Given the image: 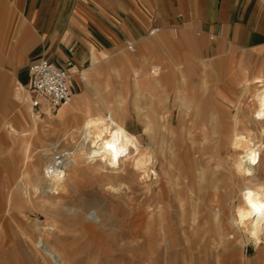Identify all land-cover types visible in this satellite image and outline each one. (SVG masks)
I'll return each mask as SVG.
<instances>
[{"label":"rangeland","instance_id":"374dc122","mask_svg":"<svg viewBox=\"0 0 264 264\" xmlns=\"http://www.w3.org/2000/svg\"><path fill=\"white\" fill-rule=\"evenodd\" d=\"M164 39L152 38L140 47L132 46V51L124 45L118 60L109 61L102 73L91 75L92 86L74 78L70 102L51 111L31 110L28 81L0 62V264H55L45 252L53 249L67 264H264V239L257 245L248 240L246 232L230 230L232 215L243 204L244 194L255 191V182L238 177L232 170L234 156L228 144L234 128L248 133L264 154V137L259 131L264 123L254 121L252 86L239 83L234 103L226 101L227 92L222 91L239 82L236 76L240 64L250 63L246 55L235 53L214 59L200 52L189 61L187 52L181 53L184 75L200 95L204 108L220 116L221 133L227 137L210 142L216 145L213 157L219 163L217 177L225 186L220 218L233 233L227 246L220 244L221 232L217 233L216 226L203 222L205 212L197 196L194 219L189 200L179 206L169 198L165 222L156 216L155 226L149 229L148 213L154 205L151 195L158 191V178L152 184V178L139 183L129 176L127 188L110 192L109 185L117 181L109 169L98 162L86 165L84 158L75 154L70 138L64 140V133L76 125L69 120L62 125L58 115L72 114L71 102L84 94L95 107L100 106L99 97L114 107L126 106V130L142 139V147L148 146L143 124L134 112V103L146 111V92L133 89V72L144 73L150 61L165 59ZM19 90L28 105L16 97ZM84 109L77 106L75 111L81 116ZM170 121L176 124L175 114ZM73 156L75 162L67 166L62 189L57 194L38 195L47 186L42 175L45 165L65 163ZM258 164L264 170V156ZM122 168L127 170V165ZM197 187L195 180V190ZM203 197L207 199V195ZM52 224L58 229L50 236L45 226ZM162 225L164 235L159 228Z\"/></svg>","mask_w":264,"mask_h":264},{"label":"crops","instance_id":"0c3cea01","mask_svg":"<svg viewBox=\"0 0 264 264\" xmlns=\"http://www.w3.org/2000/svg\"><path fill=\"white\" fill-rule=\"evenodd\" d=\"M152 38H165V59L150 61L144 73L134 71L132 82L133 89L146 92L145 112L134 103L145 141L152 92L162 96L173 85L193 93V113L186 119H221L204 108L200 95L184 75L183 51L189 61L200 52L214 59L235 53L247 56L250 63L240 64L236 76L239 82L222 89L229 103L237 98L239 83L252 86L251 95L264 83V0H0V62L27 81L29 63L47 59L57 66L72 63L69 71L73 90L74 78L92 86L91 75L102 73L109 61L118 60L124 45L140 47ZM156 68L161 71H156L152 79L150 72ZM166 76H174V83L166 82ZM23 96L20 93V101L26 106L28 99ZM87 99L82 94L72 102L84 106V112L90 107L104 113L101 103L95 107ZM177 102L175 99L172 108L164 110L163 102H158V114L163 113L168 120L175 114L177 120ZM114 108L123 117L126 129L129 111L122 104ZM132 135L142 143L139 136Z\"/></svg>","mask_w":264,"mask_h":264},{"label":"bare ground","instance_id":"6f19581e","mask_svg":"<svg viewBox=\"0 0 264 264\" xmlns=\"http://www.w3.org/2000/svg\"><path fill=\"white\" fill-rule=\"evenodd\" d=\"M156 71L160 72L161 70L156 68L151 71L152 79L156 78L154 76ZM173 78L166 76V82L170 83ZM172 82L174 83V81ZM180 82L183 84V80ZM183 88L184 86L176 87L173 85L171 90L166 94L162 93V96L158 92H152L150 114L147 118L148 124L144 128L148 141L147 147H142L136 137L126 131L123 126V117L118 114L114 106L104 102L101 98L99 99L105 108L104 113L98 109L87 107L85 112L78 116L75 111L77 106L73 102L70 104L72 114L70 112L59 113L58 117L61 119L62 125L67 120L76 125L75 129L72 128L70 132L64 133V140L70 138L75 145V154L82 156L86 165L98 162L109 169L117 181L109 185L108 190L110 192H118L127 188L126 180L129 176L130 178L136 177V181L139 183L152 178V184L158 178V191L151 195L154 205L152 212L148 213L149 229L155 226L156 216L159 217L160 222H165L163 215L169 204V198L176 201L179 206L183 205L185 199L189 200L191 217L194 219L195 214H197V208H195V196H197L196 199H201V206L203 207L201 208L205 212L202 216L203 222L216 226L217 233L218 231L221 232L220 244L227 246L232 238L229 236L233 233L228 232L227 229L230 225L220 218L223 210L221 208L222 203L225 202V193L223 192L225 186L217 177L219 170L217 165L219 163L216 157H213L216 145L210 143L223 138L227 139V137L221 133V119H213L208 122L204 119H186L188 114L193 113L192 102L194 99L193 93L185 91ZM164 95H166L165 99L163 98ZM251 96L253 108V113H251L254 116V121L260 124L261 122L264 123V83L257 87ZM16 97L20 100L19 92H17ZM175 99H178L179 102V112L176 124H172L163 113L158 114L157 104L163 102L162 110L172 108ZM77 125L79 126L77 127ZM259 131L264 137V125ZM76 136L77 140H73ZM255 143L248 133L236 131L234 128L229 136L228 144V150L234 156L230 164L238 177L245 178L249 182H255V191L253 192L259 194L260 202L264 203V170L259 169L258 164L259 159L264 154L259 151ZM74 156L72 160L65 163H59V161L57 164L45 165L42 175L46 179L47 186L46 189L39 191L38 195L45 192L46 195L47 192L57 194L62 189L67 176V166L75 162ZM124 165H127V170L125 168L119 169ZM213 165L215 167H212ZM195 180L198 184L197 190L194 188ZM37 189L34 190L35 193H37ZM203 195H207V203ZM253 202H255V197H253ZM78 211L83 213V209ZM241 211L246 215L241 216ZM250 212L251 215H247ZM233 214L230 230L246 232L249 237L247 239L258 245L264 239V215L252 211L245 198L243 204L238 206ZM159 228L163 234V225ZM45 229L46 233L52 236L58 228L52 224L45 226ZM261 249L262 247H260L259 252H262L263 249ZM45 252L50 261L52 260L55 264L56 262L67 264L55 249L51 252L47 250Z\"/></svg>","mask_w":264,"mask_h":264},{"label":"built area","instance_id":"2783aa9c","mask_svg":"<svg viewBox=\"0 0 264 264\" xmlns=\"http://www.w3.org/2000/svg\"><path fill=\"white\" fill-rule=\"evenodd\" d=\"M126 47L133 50L131 44H126ZM71 66V62L57 66L47 59H37L29 63L27 89L30 94L31 110L51 111L70 101Z\"/></svg>","mask_w":264,"mask_h":264},{"label":"clouds","instance_id":"9594fccd","mask_svg":"<svg viewBox=\"0 0 264 264\" xmlns=\"http://www.w3.org/2000/svg\"><path fill=\"white\" fill-rule=\"evenodd\" d=\"M244 195H245V200L251 206L252 211H254L257 214L264 215V203L260 202L261 200L260 195L252 191H247ZM253 197H255V202H253ZM244 215L246 214L243 211H241V216ZM247 215H251V212L247 213ZM253 235H255V233H253Z\"/></svg>","mask_w":264,"mask_h":264}]
</instances>
